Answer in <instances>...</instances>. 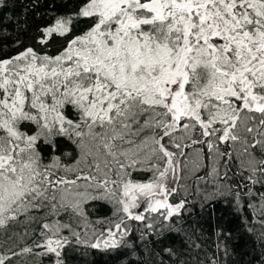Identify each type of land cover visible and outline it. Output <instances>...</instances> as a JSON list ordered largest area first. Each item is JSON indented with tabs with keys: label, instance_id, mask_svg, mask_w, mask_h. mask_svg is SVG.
I'll use <instances>...</instances> for the list:
<instances>
[{
	"label": "trees",
	"instance_id": "obj_1",
	"mask_svg": "<svg viewBox=\"0 0 264 264\" xmlns=\"http://www.w3.org/2000/svg\"><path fill=\"white\" fill-rule=\"evenodd\" d=\"M90 1L0 0V264H264V106L214 95L261 47L264 0L140 8L126 30L83 14ZM199 11L244 43L192 41ZM187 43L199 120L175 117L149 73ZM244 79L264 99V68ZM137 186L173 210L143 197L128 216Z\"/></svg>",
	"mask_w": 264,
	"mask_h": 264
},
{
	"label": "rangeland",
	"instance_id": "obj_2",
	"mask_svg": "<svg viewBox=\"0 0 264 264\" xmlns=\"http://www.w3.org/2000/svg\"><path fill=\"white\" fill-rule=\"evenodd\" d=\"M194 5L191 2L188 4L186 0H91L87 8L83 10V14H97L101 21L119 14L120 17L122 16L120 18L122 29L126 30L145 21L144 19H136L134 12L137 9L150 11L152 13L151 20H162L173 13H180L176 11L180 6L184 7L183 14H190ZM198 14L200 15L196 25L189 23L188 20L183 21L184 25L189 28L187 35H192V41L201 40L204 44H207L212 38L218 37L226 39L228 42L227 48L232 45L239 48L244 43L243 36L239 34L228 35L222 18L216 20L203 11H199ZM190 43L185 44L175 58L162 60L158 65L151 68L149 73L155 88L159 90L164 102L175 117L186 116L199 120L198 104H189L183 95V84L186 77L185 63L186 56L190 51ZM158 58L162 59L161 56H158ZM262 67L264 68V40L259 50L251 53L249 61L241 69L228 75L226 89L216 91L214 95L219 98L237 97L242 100L243 105L247 106L245 102L247 94L256 99L259 97L253 95L244 77H253L257 70ZM145 191L142 186L124 188L123 207L128 216L140 218L137 209L143 197H148L150 210L165 209L167 213L173 210V207L169 204L164 205L162 203L161 196L167 198L165 194H152ZM106 242H108V239L102 241V244H106Z\"/></svg>",
	"mask_w": 264,
	"mask_h": 264
},
{
	"label": "water",
	"instance_id": "obj_3",
	"mask_svg": "<svg viewBox=\"0 0 264 264\" xmlns=\"http://www.w3.org/2000/svg\"><path fill=\"white\" fill-rule=\"evenodd\" d=\"M245 102L249 109H253L254 106H264V99L262 97L256 99V98L251 97L249 94H247L245 98ZM161 201L164 205L168 204V200L164 196H161Z\"/></svg>",
	"mask_w": 264,
	"mask_h": 264
}]
</instances>
